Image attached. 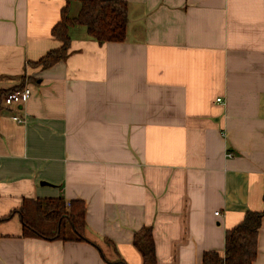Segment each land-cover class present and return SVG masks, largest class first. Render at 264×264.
<instances>
[{"label":"crops","instance_id":"0c3cea01","mask_svg":"<svg viewBox=\"0 0 264 264\" xmlns=\"http://www.w3.org/2000/svg\"><path fill=\"white\" fill-rule=\"evenodd\" d=\"M125 1V40L74 26L42 68L67 0H0V92L32 89L0 115V264H144L145 226L158 264H201L264 208V0ZM59 196L85 201L86 240L25 236L14 211Z\"/></svg>","mask_w":264,"mask_h":264},{"label":"trees","instance_id":"16d2710c","mask_svg":"<svg viewBox=\"0 0 264 264\" xmlns=\"http://www.w3.org/2000/svg\"><path fill=\"white\" fill-rule=\"evenodd\" d=\"M72 1L67 0L61 21L52 29V35L60 41L61 46L48 51L34 64L48 68L66 59L71 42L70 29L74 26H85L88 34L100 43L125 40L129 16L125 0H77L81 7L75 17L69 15ZM20 79V84L0 92V115L4 94L25 87V76ZM86 211L84 200L67 201L59 196L26 198L14 213L22 219L25 236L48 240H86ZM263 219L264 208L247 211L237 225L227 230L224 255L215 250L205 251L201 264H253L259 252V231ZM134 244L141 252L144 264H158L151 226H145L135 233Z\"/></svg>","mask_w":264,"mask_h":264},{"label":"built area","instance_id":"2783aa9c","mask_svg":"<svg viewBox=\"0 0 264 264\" xmlns=\"http://www.w3.org/2000/svg\"><path fill=\"white\" fill-rule=\"evenodd\" d=\"M32 96V89L30 86L25 85L24 88H22L21 90H16V91H12V92H8L6 94H4L3 96V104L6 106H15V105H19L22 104L23 102L27 101L28 99H30V97ZM218 101H221V98L217 99ZM14 118L19 121V122H25L26 118L19 116V115H15ZM234 154L230 151L227 153V156L232 157Z\"/></svg>","mask_w":264,"mask_h":264},{"label":"water","instance_id":"95a60500","mask_svg":"<svg viewBox=\"0 0 264 264\" xmlns=\"http://www.w3.org/2000/svg\"><path fill=\"white\" fill-rule=\"evenodd\" d=\"M41 184H43V185L45 184L46 185V184H49V183L46 182V181H42Z\"/></svg>","mask_w":264,"mask_h":264}]
</instances>
